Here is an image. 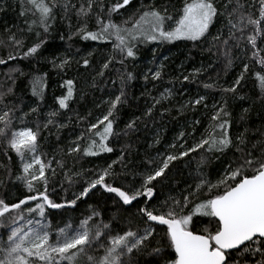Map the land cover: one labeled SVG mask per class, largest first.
I'll use <instances>...</instances> for the list:
<instances>
[{
	"label": "snow or ice",
	"instance_id": "6c2138e0",
	"mask_svg": "<svg viewBox=\"0 0 264 264\" xmlns=\"http://www.w3.org/2000/svg\"><path fill=\"white\" fill-rule=\"evenodd\" d=\"M138 3L137 7L134 0H22L20 15L26 17V28L19 35L8 29L7 41L0 39V46L13 50L7 59L0 57V64L34 56L46 42L41 34L49 32L57 16H74L73 35L109 49L95 69L93 88L106 74L115 85L111 70L135 60L138 47L148 43L203 41L211 45L209 52L215 49L223 57L226 71L237 61L241 71L229 84L219 80L203 84L204 89L218 91L220 100L212 103L210 114L206 113L207 126L193 143L186 137L195 136V128L189 133L181 131L168 145L175 151L133 161L121 150L106 166L87 170L78 169L76 163L114 151L109 140L119 135L114 125L120 107L128 103L125 89L132 73H119L116 92L102 102L107 105L105 111L91 121L78 116L81 129L64 141L60 130L68 124L57 120L59 111L50 112L43 124L30 123V113L38 108L25 112L8 99L13 95L11 87L0 91V153L5 157L0 169L8 178L7 184L0 180V187L6 189L0 194V264H264V132L255 142L248 139L247 127L233 135L228 104L230 96L244 99L237 90L243 87L250 61L259 66L254 76L264 93V0H181L179 8L172 0ZM90 22L94 27H89ZM214 25L215 33L210 31ZM27 33H34L37 42L26 46ZM70 63V58L52 61L60 70ZM78 63L85 69L92 64L89 58ZM162 68L149 69L150 76L146 73L144 80H160ZM200 72L196 69L192 75ZM183 80L189 81V76ZM43 87V77L34 78L32 94L43 99ZM64 87L66 94L57 98L59 109L70 110V101L76 99V81L67 79ZM172 96L166 88L152 97L144 115L151 116L156 105ZM207 101L206 94H198L186 100L180 111L196 106L207 110ZM247 111L242 110L239 121H245ZM139 119L126 123L125 134L136 130ZM193 123L198 125L200 120ZM50 127L57 130V145L47 153L42 145ZM9 153L20 162L19 174L10 168ZM192 153L199 157L190 174L192 183L179 191H164L170 165L185 157L191 161ZM213 160L220 161L214 177L205 170ZM57 184L65 195L76 185L79 191L58 202L52 198ZM9 185H22L24 194L13 196ZM94 190L111 199L114 212L110 217L89 205L87 215L53 228L50 210L75 208Z\"/></svg>",
	"mask_w": 264,
	"mask_h": 264
},
{
	"label": "trees",
	"instance_id": "16d2710c",
	"mask_svg": "<svg viewBox=\"0 0 264 264\" xmlns=\"http://www.w3.org/2000/svg\"><path fill=\"white\" fill-rule=\"evenodd\" d=\"M21 2L22 0H0V39L7 41L8 35L5 33V27L7 25L12 26L13 32H17L18 35L19 30L26 28L24 23L26 17L20 15ZM108 2L109 0H105V3ZM134 3L137 7L139 6L138 0H134ZM172 3L175 4L176 8L181 7V0H172ZM89 27L92 28L94 25L90 22ZM75 30L76 18L74 16L70 19H63L61 16H57L56 22L53 24L49 32L47 34H41L40 38L44 39L46 42L42 45L37 54L26 59L18 58L17 60L8 61L6 64H0V91H6L9 87H11L13 89V95L9 96L8 99L20 104L25 112H29L30 107L38 108L36 113H30V123L34 122L43 124L47 120L50 112L59 111L61 113V115L57 117V120L68 124V127L60 130L61 141H64L66 138H72L74 130L79 131L81 129L82 125L78 122V116L87 117L88 120L91 121L92 115L88 116V113L91 109V99L94 95H96L93 93L86 96L79 95L76 88V99L70 101V110H63L59 109L58 100L54 98V90L51 89L53 81L56 78L54 74L58 73L61 75L59 76L61 82L67 79H74L77 85L78 82L89 78V73L93 71L94 64H97L95 56L93 57L94 63H92L91 67L88 69H85L82 66V63H78V61H81L83 57L78 58L79 60L74 58L77 60L75 62L71 60L70 65L64 70L53 67L52 61L56 59V55L66 54L74 56L75 53H81L86 50L89 46H91V43H97L93 41L81 40L78 35H73ZM215 31L216 27L213 26V30L211 32L215 33ZM69 37H71V39ZM34 42H37L35 34L27 33L26 46H29ZM185 46L187 47L186 49L194 55L209 53L213 56L214 65L203 72L200 80L195 82V84L200 87H203L204 83H207L213 78H229L235 71L236 66H240V62L237 61L232 69L226 71L223 57L219 56V54L215 52V49H213L212 52H209L208 48L211 45L203 41L182 42L179 40L173 43H148L140 45L138 47L137 58L135 60L126 61V66L124 67L117 64L115 68L111 70L110 78L112 80H116V84H113L116 89L119 86V80L117 79L119 73H132L133 76V78L127 82L125 89L129 97L128 103L120 107L118 118L114 125L115 131L119 133V135L110 138L109 140V145L114 148V151L112 153H102L97 157H86L76 163L77 168L81 164V166L89 164L95 165L96 163H102L104 165L108 161L118 158L121 154V150H124L126 159L133 161H139L146 155H151V152L145 151L143 147L145 145L143 143L146 138L144 134L147 131H152L157 126L162 125L169 126V130H172L176 121L174 120L175 116L172 112H164L163 115L160 114L165 108L168 110L170 108L164 103L162 105H156V108L153 110L151 116L144 115L145 110L151 106L152 103L147 105V101L140 97L139 87L142 83L141 66L145 64L151 51L155 48L158 51V54L156 53L157 56H163L168 53L181 51ZM107 49L108 48L101 47V50H104L102 52H105ZM10 51H13L10 47L0 46V57L7 59V54ZM13 54L15 53L13 52ZM102 55H104V53H102ZM254 65L257 71H259V66L255 63ZM83 71L87 72L85 73L86 75L81 73ZM8 73L10 74V78L7 77ZM166 73V71L163 72V77L161 78L162 80H164ZM36 77H43V99H40L38 96H34L32 94V81ZM108 82H110V79L108 74H106L103 80L98 78L97 85L99 84V86L106 88ZM242 84L243 87L237 91L240 96L244 97V99H234V102L239 103L236 110L234 103L232 102L235 115L232 116L233 126L230 131L233 135H235L239 130L243 132L244 128L247 127L249 129V132L247 133L248 139L255 142L260 139V133L264 132V93L261 92L258 84L256 83L254 74L246 76L245 81H243ZM176 85H178V83H176ZM246 105L248 106L246 118L245 121L241 122L238 119L241 114L240 107ZM69 117H71V122H69ZM135 117H140L137 121L136 130L125 134L126 123ZM49 131L52 133L50 136L48 135ZM56 131L55 127H50L49 130L45 131L44 135L47 139L42 145L44 152L51 153L53 148L57 145ZM201 152H203V150H201ZM9 155L12 156V160L10 162L12 172L14 174H19L20 162L15 157V154L9 153ZM191 157V161H189V157H185L174 161L170 165L167 173V179L164 181V191H167L168 189L179 191L191 182V172L188 164L190 162L196 164V160L199 159L196 153H192ZM4 161L5 157L3 153H0V162ZM219 167L220 161L213 160L205 170L210 175H213ZM117 170H119L118 166ZM56 179L59 180L60 177L57 176ZM0 180H4L6 184L8 183V178L5 176L3 169H0ZM51 189L52 185H50V192ZM8 190L11 191L13 196H22L24 194L22 185L18 187L9 185ZM5 191L6 189L4 187H0V194H3ZM73 191H79V185H76L73 189L69 190L67 195H65L64 192L60 191L59 185L57 184L56 191L52 193V198L58 202L64 198L70 199ZM201 198H204V194H202ZM89 205L98 207L103 212L105 218L110 217L114 212L112 201L108 198V195L94 190V194L90 193L88 198L78 201L75 208L50 210L49 217L53 228L58 225H62L66 220L76 221L82 216L87 215ZM0 231L3 230L0 229Z\"/></svg>",
	"mask_w": 264,
	"mask_h": 264
},
{
	"label": "rangeland",
	"instance_id": "374dc122",
	"mask_svg": "<svg viewBox=\"0 0 264 264\" xmlns=\"http://www.w3.org/2000/svg\"><path fill=\"white\" fill-rule=\"evenodd\" d=\"M215 26V25H214ZM216 27V26H215ZM13 29L12 26L7 25L5 27L6 34L8 35L7 30ZM213 30V27L210 29V31ZM13 31V30H12ZM182 42H188V40H180ZM101 47L98 43H91V46H89L86 50H84L81 53H75L74 56L66 55V54H60L55 56V60H57V63L60 62L61 59L64 58H70V60H73V62L79 60L78 58H89L92 63H94V58L96 56L97 64H94L93 71L89 73V78L85 79L84 81L78 82L76 85L77 91L79 95L86 96L90 95V93L96 94L91 99V109L90 112L92 114L91 120H93L94 117H97L101 115L107 105L103 104L102 102L107 100L109 98L110 93L116 92V87L113 86L111 82H108L106 85V88H103L102 86L97 85L96 88L91 87L92 77L95 75V69L99 66V64L103 61L104 55L106 56L109 49L105 50V52H102L104 50H101ZM187 47H183L181 51H177L175 53H168L163 56H157L158 51L153 49L145 62L143 66H141L142 71V83L139 87L140 91V97L144 98L145 101H147V105L152 103V97H158L161 92H163L166 88L171 89L173 92V96L163 103L166 104V106L170 107L167 112L174 113V120L176 121L175 126L172 128V130H169V126L162 125L157 126L152 131H147L145 135V141L143 144H145L143 147L145 151L151 152L150 156H156L157 153H163L165 150L168 151H175L173 149H168V145L175 141L176 137L181 131H184L185 133H189L195 128V136L192 137H186L188 139V143H193L196 139L200 137V134L204 131V128L207 126L208 122V116L206 113L210 114V108L213 102H218L220 100V94L215 89H204V87H200L195 84L196 81L200 80V77L202 76L203 72H205L207 69L211 68L214 65L213 56H211L209 53H202L201 55H194L190 51L186 49ZM89 53H92V55L89 57ZM97 53V54H96ZM104 53V55H102ZM157 53V54H156ZM194 55V56H193ZM74 58H77L74 59ZM82 58V59H83ZM82 61V60H81ZM169 64V65H168ZM163 65L162 68V75L163 72L167 73L164 77V80H155L153 81L151 78H149L148 81L144 80V75L147 73L150 76L149 69L155 70L158 66ZM171 66V67H170ZM196 69H201V72L198 75H192L194 74V71ZM241 71V66L237 65L235 68V71L233 72L232 76L229 78H213L209 80L207 83H212L213 81L219 80L221 84H229L231 81L239 74ZM257 71L255 65L253 62H249V70L246 73V76H249L251 74H254V72ZM83 74L87 73L86 71L81 72ZM82 74V75H83ZM86 75V74H85ZM188 75L189 81H184L183 76ZM55 80L53 81V84L51 86V89H53L54 98L57 99L58 97L66 94V89L64 87V81L61 82L59 76L60 74H54ZM245 76V77H246ZM8 78H10V74L8 73ZM163 77V76H162ZM161 77V78H162ZM162 80V81H161ZM178 83V85H176ZM178 86V87H176ZM207 95L208 97V104L209 109H204L202 106H196L195 110H192L191 108L183 110V112L180 111V106L185 103L186 100L191 99L195 97L196 95ZM91 98V97H90ZM235 100L230 96L228 98V104H229V110L232 112V116L235 115V111H233L232 102L234 103L235 110L239 103L234 102ZM101 105V107H97V105ZM243 109H248V106H242L240 107V110L242 112ZM237 114V113H236ZM195 120H200V124L195 125L193 122ZM238 132H241L240 130ZM237 132V133H238ZM159 140V143H154V140ZM117 158H114L104 165L102 163L95 164V165H83L79 166L78 169L87 170V169H93V168H99L104 167L108 163H111L113 160H116ZM191 163V162H190ZM189 163V164H190ZM191 174H194V170L196 168V164L193 162L189 165ZM215 176V173L212 175ZM190 183H192L191 177H190ZM188 183V184H190Z\"/></svg>",
	"mask_w": 264,
	"mask_h": 264
}]
</instances>
